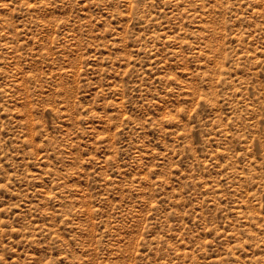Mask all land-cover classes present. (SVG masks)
I'll use <instances>...</instances> for the list:
<instances>
[{"label":"rangeland","instance_id":"374dc122","mask_svg":"<svg viewBox=\"0 0 264 264\" xmlns=\"http://www.w3.org/2000/svg\"><path fill=\"white\" fill-rule=\"evenodd\" d=\"M0 264H264V0H0Z\"/></svg>","mask_w":264,"mask_h":264}]
</instances>
